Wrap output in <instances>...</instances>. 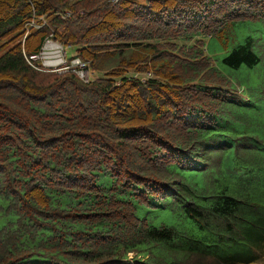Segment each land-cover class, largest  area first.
<instances>
[{"label":"trees","instance_id":"obj_1","mask_svg":"<svg viewBox=\"0 0 264 264\" xmlns=\"http://www.w3.org/2000/svg\"><path fill=\"white\" fill-rule=\"evenodd\" d=\"M249 21L264 0H0V264L263 259L264 117L235 76L264 64ZM50 34L103 75L32 66Z\"/></svg>","mask_w":264,"mask_h":264},{"label":"rangeland","instance_id":"obj_2","mask_svg":"<svg viewBox=\"0 0 264 264\" xmlns=\"http://www.w3.org/2000/svg\"><path fill=\"white\" fill-rule=\"evenodd\" d=\"M255 26H258V28L261 26L263 29L264 34V22L262 21H249L247 23H243L237 30L238 35L240 39H243V37L247 33H251L252 29L255 28ZM256 33V32H253ZM206 42V50L207 53L213 56L215 63H217L225 72H230L231 68L227 66L225 63L222 62V58L225 54L228 53V50H226L219 39L215 36L208 37ZM12 42L8 43L7 45L0 48V54H2L6 49H8L11 46ZM68 50V56L75 54V48L70 46L67 47ZM148 75L147 73H138L134 72L133 70H129L127 72V75ZM103 73L100 71L91 72V77L96 76H102ZM238 77V79L244 83L243 86L246 88V90L249 93H252L255 97V99L258 101V103L261 105L260 110L256 111L254 114V117L257 118H263L264 117V98L258 99L257 97L262 95L264 97V89L261 91V88L264 87V64H261L259 66H255L251 68L250 70H243L239 73H236L235 75ZM5 217L0 216V225H2L5 222ZM132 255V254H131ZM242 264H264V258L259 261H253L249 263H242Z\"/></svg>","mask_w":264,"mask_h":264},{"label":"built area","instance_id":"obj_3","mask_svg":"<svg viewBox=\"0 0 264 264\" xmlns=\"http://www.w3.org/2000/svg\"><path fill=\"white\" fill-rule=\"evenodd\" d=\"M40 19L42 23L37 22L34 18L27 24V31L34 26H41L46 23L44 16ZM67 47L62 41L50 34L38 52L25 54L27 61L37 69L55 70L62 72L65 70H73L79 74L83 79L91 77V71L88 62L82 60L79 56L72 54L68 56Z\"/></svg>","mask_w":264,"mask_h":264},{"label":"water","instance_id":"obj_4","mask_svg":"<svg viewBox=\"0 0 264 264\" xmlns=\"http://www.w3.org/2000/svg\"><path fill=\"white\" fill-rule=\"evenodd\" d=\"M86 78H87L86 80H88V76Z\"/></svg>","mask_w":264,"mask_h":264}]
</instances>
